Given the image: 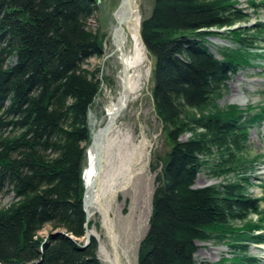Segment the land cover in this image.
<instances>
[{"label": "trees", "instance_id": "trees-1", "mask_svg": "<svg viewBox=\"0 0 264 264\" xmlns=\"http://www.w3.org/2000/svg\"><path fill=\"white\" fill-rule=\"evenodd\" d=\"M241 1L154 0L141 24L170 149L152 165L138 264H214L196 259L200 242L232 250L219 264H260L248 252L264 245V198L250 194L259 159L248 143L264 103L219 104L264 42L263 31L242 26ZM96 14V0H0V196H13L0 209V264H104L97 241L82 242L94 225L83 202L89 114L107 82L103 68L87 67L104 56L106 36L90 27ZM214 29L237 45L221 59L207 45ZM202 173L223 182L194 188Z\"/></svg>", "mask_w": 264, "mask_h": 264}, {"label": "rangeland", "instance_id": "rangeland-1", "mask_svg": "<svg viewBox=\"0 0 264 264\" xmlns=\"http://www.w3.org/2000/svg\"><path fill=\"white\" fill-rule=\"evenodd\" d=\"M96 1L98 2L97 14L91 20L90 27L93 31H99L107 37L109 42L106 49L107 56L113 52V46L110 39L109 16L117 7L120 0ZM253 1L255 7L250 4V0H242L238 6L244 11L246 18L248 19L246 23L242 24V26L247 28L246 32L257 29L264 32V0ZM153 7L154 0H138V9L139 14L142 17V22L151 15ZM99 8L102 10L101 12L98 10ZM214 31L216 34L207 39V45L213 54L221 59V52L223 50L235 49L237 45L235 44L232 35L226 29L218 31L214 29ZM259 37L264 40V34H261ZM214 38L218 39V44L212 42V39ZM259 45V52L261 55L253 57L254 62L252 63V66L241 67L238 73L231 76V79L228 82L227 92L224 94L222 100L219 101L221 107L236 105L241 109H245L250 105L258 106L259 104L264 103V42L259 43ZM109 61V58H104L103 56L100 59H92L87 65L90 69L94 67L103 68V77H108L107 82L110 83L109 77L114 81V84L112 83V85L107 82L102 83V93L96 99L91 108L89 124L91 131L94 130V132L99 126L105 123L107 108L113 101L117 100L122 91L119 80V68L116 67L115 62L109 63ZM151 62V75L148 77L146 72L144 73L141 83V92H138V97H135V99L130 102L128 107L123 110L120 115L121 117L118 119L119 127L125 133L129 132L131 137L133 136L132 140L134 142H139L138 140L146 138L149 144L144 158V164L146 166L144 174L136 175L131 185H128L126 190L118 195L115 203L116 229L121 237L122 246L130 250L134 264H138L139 245L147 233L152 214L155 181V174L152 172V165L157 164L158 158L167 154L170 149L169 142L163 133V125L158 120L154 108L152 97L154 88V60L152 57ZM233 94L245 98L246 103L244 105H239L231 102L229 98ZM248 145L251 157L259 159L258 163L254 165V173L251 174V182L254 186L250 188V194L252 196L264 198V124L251 130ZM222 182V179H214L210 177L208 173H202L199 175L196 185L198 187L218 186ZM12 200V195L0 196V209L8 206ZM262 206L264 208V200ZM92 220L94 222L92 228L100 233L103 238L102 240L106 244L108 243V247L112 250V246L109 242L110 240L108 239L105 230L102 228L100 215L97 214ZM49 231L50 228L47 227L40 234L46 237ZM198 246V254L196 255L198 261H208L214 264H219L225 258H233L232 250H230L226 244L204 242L200 243ZM248 252L253 256H257L260 260V264H264V245H252L248 247ZM99 257L104 263L100 252Z\"/></svg>", "mask_w": 264, "mask_h": 264}, {"label": "bare ground", "instance_id": "bare-ground-1", "mask_svg": "<svg viewBox=\"0 0 264 264\" xmlns=\"http://www.w3.org/2000/svg\"><path fill=\"white\" fill-rule=\"evenodd\" d=\"M132 5V12L127 6L117 14V17H115L116 22L112 27L114 30L113 42L123 62L125 76L121 75V86L123 88L127 86L124 100L126 107L135 97H138V92H141L144 73L146 72L149 77L152 72L151 56L149 50H146L143 36H141L142 17L139 14L138 1H133ZM212 42L218 44V39L214 38ZM229 99L239 105L246 103V99L237 94H233ZM119 105L120 103L115 100L109 107L107 106L105 123L99 126L95 132L93 130L94 135L91 141L93 140L94 143V151L87 152V166L83 171L84 182L90 189L87 199L89 220H92L97 214L100 215L102 228L110 240L112 250L95 229L87 226L86 231L91 241L92 238L98 241L99 252L104 263L134 264L130 250L122 246L121 237L116 229L115 203L118 195L125 191L128 185H131L134 177L144 174L146 170L144 158L149 144L146 138L134 142L132 140L133 136L131 137L129 132L125 133L119 127L118 120L114 125L108 123ZM99 129L100 132L97 133ZM188 137L190 136H183V140ZM109 235H112L111 238H109ZM82 242H84V247L91 243L86 245L85 236Z\"/></svg>", "mask_w": 264, "mask_h": 264}, {"label": "water", "instance_id": "water-1", "mask_svg": "<svg viewBox=\"0 0 264 264\" xmlns=\"http://www.w3.org/2000/svg\"><path fill=\"white\" fill-rule=\"evenodd\" d=\"M133 1L137 2L138 0H121L117 10L115 11V17H117V14H119L127 6L129 7V10L132 12V9H133L132 3H133ZM212 31H214V30H212ZM141 36H142V33H141ZM142 39H143V37H142ZM145 48L148 51V48H147L146 44H145ZM126 88H127V86H126ZM126 88H124V90L122 91L121 95L117 98V101L120 103V105H119L117 111L113 114L111 121L108 122L111 125L116 124V121L119 119V117L122 114L123 110L126 108V106L124 105V100L126 98V91H127ZM91 132H92V138H93V135H94L93 134V130ZM99 132H100V129L97 131V133H99ZM89 151H94L93 140L91 141V144H90L87 152L89 153ZM83 180H84V178H83ZM84 187H85V192H84L83 202H84V208H85L88 220H89L90 219V214H89L87 199H88L89 194H90V189L88 188V186H86L85 182H84ZM194 188H204V187H198L197 185H195ZM111 236L112 235H109V238H111ZM85 239H86V245H88L91 242V238L87 235V231H86ZM200 243H197V245H199ZM41 252H43V250H41Z\"/></svg>", "mask_w": 264, "mask_h": 264}, {"label": "flooded vegetation", "instance_id": "flooded-vegetation-1", "mask_svg": "<svg viewBox=\"0 0 264 264\" xmlns=\"http://www.w3.org/2000/svg\"><path fill=\"white\" fill-rule=\"evenodd\" d=\"M120 2H121V0H120ZM120 2H119V4H120ZM119 4L117 5V7L110 13V39H111V44H112V46L114 47L113 48V52L111 53V54H109V55H107L106 56V49H107V46H108V40H107V37H106V39H105V44H104V58H109L110 59V61H109V63H111V62H115L116 63V67H118L119 68V72H120V78H119V80H120V85L122 84V78H121V75H123V76H125L124 75V71H123V62H122V60H121V55L118 53V51H117V49L115 48V45H114V42H113V25H114V22H116L115 21V11L117 10V8H118V6H119ZM100 12L102 11L100 8L98 9ZM112 59V60H111ZM108 77L106 76V79H107ZM109 79H110V83L112 84H114V81H112V78L111 77H109ZM112 81V82H111ZM122 87V91H123V86H121Z\"/></svg>", "mask_w": 264, "mask_h": 264}]
</instances>
